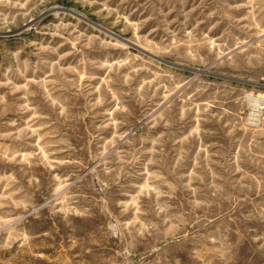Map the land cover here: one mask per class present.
Masks as SVG:
<instances>
[{"label":"rangeland","instance_id":"rangeland-1","mask_svg":"<svg viewBox=\"0 0 264 264\" xmlns=\"http://www.w3.org/2000/svg\"><path fill=\"white\" fill-rule=\"evenodd\" d=\"M0 264H264V0H0Z\"/></svg>","mask_w":264,"mask_h":264}]
</instances>
